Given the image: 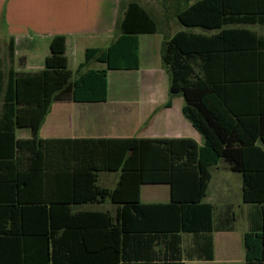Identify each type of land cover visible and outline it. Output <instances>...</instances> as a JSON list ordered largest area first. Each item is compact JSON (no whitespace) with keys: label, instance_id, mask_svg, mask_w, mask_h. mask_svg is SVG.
<instances>
[{"label":"trees","instance_id":"trees-1","mask_svg":"<svg viewBox=\"0 0 264 264\" xmlns=\"http://www.w3.org/2000/svg\"><path fill=\"white\" fill-rule=\"evenodd\" d=\"M179 30L161 60L169 100L201 135L191 139H47L41 170L21 171L15 130L37 139L54 102H103L108 71L138 69V36L158 23L137 1H119L112 41L88 48L74 72L65 37L54 36L41 70L7 75L0 59V264H184L212 260L213 206L204 202L210 168L239 173L250 232L260 234L264 264V38L235 26L264 27V0H181ZM200 29V33L193 29ZM7 57L12 63L13 45ZM91 63L104 69H88ZM38 157V159H39ZM119 172L112 189L98 173ZM165 184L167 203H141L142 185ZM109 201L113 212L81 210ZM182 234L191 243L182 248Z\"/></svg>","mask_w":264,"mask_h":264},{"label":"crops","instance_id":"crops-1","mask_svg":"<svg viewBox=\"0 0 264 264\" xmlns=\"http://www.w3.org/2000/svg\"><path fill=\"white\" fill-rule=\"evenodd\" d=\"M71 2L72 4L69 0H0L2 70L4 71L6 67L3 60L6 59L9 62L7 57L9 42L13 45V58L9 67H12L14 73L19 74L34 73L43 68L45 59L50 54V42L57 35L65 37L67 67L71 72H74L84 61L81 58L82 56L84 58L86 49L105 48L114 36L119 0H72ZM69 5L73 8H69ZM235 27L247 29L248 26ZM255 27L264 29L259 25ZM192 31L201 32L197 28ZM155 34L138 36L139 66L135 71H139L144 65L145 74L138 82V87L124 88L128 93L127 96L121 95L122 88L118 86L110 88L107 78L105 101L52 103L39 129L37 139L32 137L29 129H16L17 169L41 170L42 161L39 155L42 141L47 139H191L198 146H202L201 135L182 114V97L179 95L172 97L170 105L168 107L165 105L169 100L170 79L161 60V45L169 36L162 34L165 38L159 49L156 48L155 54L153 51V54H150V48L147 47V52L143 54L144 62H142L143 51H141L140 37ZM259 36L264 38L261 34ZM69 43L76 50V54L70 56L72 59L67 54ZM72 60L73 64L70 68ZM9 67L6 72L4 71L6 75ZM104 68L105 65L99 63H91L88 67L93 70ZM108 73L109 71L107 77ZM110 95L113 99H110ZM221 164L223 163L215 166H220L216 170L221 174L214 180L215 183L213 182L212 200L205 201L207 192L203 200L213 206L212 260L192 258L184 260V264H245L247 260H259L260 234L249 231L247 219L249 206L242 201V180L237 187L240 203L238 207L241 208L246 225L238 231L232 225L237 218L234 208L236 193L232 191L231 177L222 175L230 171L225 164ZM107 173H113V185L107 188L112 189L117 183L119 172ZM143 186L164 187L167 191V201H143L142 203H167L170 200V189L165 184L142 185L139 200H141ZM151 195L153 200L164 197V193L157 188ZM104 203L106 201L84 204L78 206V209L99 210L90 206H99ZM114 209L115 206L101 211L113 212Z\"/></svg>","mask_w":264,"mask_h":264},{"label":"rangeland","instance_id":"rangeland-1","mask_svg":"<svg viewBox=\"0 0 264 264\" xmlns=\"http://www.w3.org/2000/svg\"><path fill=\"white\" fill-rule=\"evenodd\" d=\"M71 1L69 0L70 4H72ZM128 1H137L147 11H149L152 14V16H154L155 19L157 20L158 30L160 31V33L152 35V36H141L140 37V42H141V46H142L141 51H143L142 52V62H144L143 54L145 52H147V47L150 48V51H149L150 54L156 53V51H157L156 48L159 49L161 42L165 38V37H162L163 35L171 36L173 33H175L178 30H186L185 27L178 24V22L176 21L175 16H174V8H182L183 7V3L181 0H121V2L124 4H126ZM118 6H119V3H118ZM69 8H73V6L69 5ZM246 28L249 29L250 31L256 32L255 34H257V35L261 34L264 36V29H260L261 27H255V26L250 27V26H248ZM197 30H199V29H197ZM150 44H152V45L149 46ZM161 47H162V45H161ZM71 49H73V51ZM152 51H153V53H152ZM67 54H68L70 59H72V57H70L71 54H74V55L76 54L75 48L72 47L70 45V43L68 45ZM81 59H82V61L84 60L83 56ZM3 63L6 66V67H4V71L6 72L7 68L9 67V62L6 61V59H4ZM72 64H73V60L71 62L70 68L72 67ZM144 68H145L144 65H142V67L139 71H123V70L109 71L107 78L109 81L110 88L113 86H118V87L122 88L121 95L127 96L128 93H126L124 88L129 87V88L135 89V87H138L137 86L138 82L142 79V75L145 74ZM174 97H176V96H174ZM110 99H113L111 95H110ZM221 165H223V164H221ZM219 167L220 166L218 165V167L213 166L210 168V173L212 174V180H211L209 188L207 190V197H206L205 201L212 200V192L213 191L211 188H212L213 182L215 183L214 180L217 178V176H220V174H221L218 170H216ZM222 175H226L227 177H229V176L231 177V182H232L231 184L233 186L232 191L234 193H236L234 208H235V212H236V216H237V218L234 220V222H232L233 223L232 225H233V227L237 228L238 231H240L246 225V222L243 218V214H241V208H239L240 203L238 202L239 192L237 191V187L241 184V176L239 173L234 174L231 172H228L225 174L222 173ZM112 177H113V173L100 172L98 174V182L97 183L101 187L111 188L113 185L112 184ZM155 188H157L159 191H162L164 193L163 199L153 200L151 194ZM155 188L152 186H143L141 189V200H140V202L142 203L143 201H148V202H151V201H153V202H155V201L165 202V201H167V191H165L164 187H155ZM166 190H167V188H166ZM165 192H166V194H165ZM90 207L94 208V209H99V210H109V209L113 208L114 205H112L108 201H106V203L101 204L99 206L94 205V206H90ZM190 238H191V235L182 234L181 246L183 249L187 248V246H190V243H191Z\"/></svg>","mask_w":264,"mask_h":264}]
</instances>
